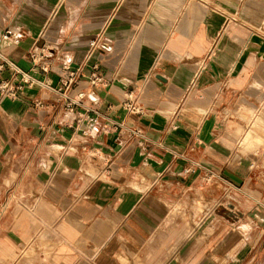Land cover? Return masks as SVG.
Masks as SVG:
<instances>
[{"label":"crops","instance_id":"1","mask_svg":"<svg viewBox=\"0 0 264 264\" xmlns=\"http://www.w3.org/2000/svg\"><path fill=\"white\" fill-rule=\"evenodd\" d=\"M0 64L1 264H176L213 180L264 238V0H0Z\"/></svg>","mask_w":264,"mask_h":264},{"label":"rangeland","instance_id":"2","mask_svg":"<svg viewBox=\"0 0 264 264\" xmlns=\"http://www.w3.org/2000/svg\"><path fill=\"white\" fill-rule=\"evenodd\" d=\"M232 18L239 22L237 15L232 14ZM3 159L4 157H0L1 162ZM1 177L2 175L0 174V211L9 208L6 200L7 191L5 187L2 188L1 186L3 184ZM195 204L192 201L191 205L185 207L183 216L190 219V223L195 227L193 235L197 237L186 238L185 242L183 241L178 249H176L173 254L176 264H183L184 257L185 259L189 258V256L192 258L195 255L194 252L201 247H204V255L200 260L195 261L196 263L194 264H205L209 260H213L214 264H238L240 261L238 257L245 256L255 242V247L252 248L251 253L243 264H264V238L261 237L258 242L256 241L258 239L257 232L259 228H256V223L252 219L247 220V218L242 217L241 220H238L239 218L234 213V210H238V204L233 192L224 184L221 185L218 181L213 180L211 182V189L207 191V197L203 201L200 200V206ZM19 207L24 208L23 206ZM176 218L178 217L176 216ZM198 218H201V220ZM174 222V220L160 221V230L169 229V226L173 225ZM10 224L12 225L13 223ZM7 227L8 223L6 221L0 223V230L1 228L4 229L0 233V240L5 245L13 243L12 238L10 241H7V237L5 236V229ZM21 227L22 225L18 227L20 231ZM43 236L44 234L42 238ZM201 239H203V242ZM15 240H18L20 245L22 244L23 239L21 235L15 238ZM49 244L50 241L44 237L41 246ZM184 245H190L189 253H183ZM33 251L34 249L28 251V253H33ZM182 254L184 257L180 258Z\"/></svg>","mask_w":264,"mask_h":264},{"label":"built area","instance_id":"3","mask_svg":"<svg viewBox=\"0 0 264 264\" xmlns=\"http://www.w3.org/2000/svg\"><path fill=\"white\" fill-rule=\"evenodd\" d=\"M4 39H12L14 43H19L22 36L21 34L15 33L13 30L8 29L6 33L3 35ZM38 58L36 56L33 57L34 63L35 60ZM2 66V64H0ZM70 71L69 75L65 77L62 80V83L64 86L69 87L72 84L76 83L77 79L79 78V72L77 70H71L68 68ZM94 72L91 73L90 75V82L93 85H98L99 83H104L105 79L103 75L99 74L98 67H94ZM20 88V85H13L9 80H4L0 83V90L3 94L9 95L11 97H17L18 96V89ZM81 97L84 96V94H80ZM130 107V106H129ZM133 108V107H132Z\"/></svg>","mask_w":264,"mask_h":264}]
</instances>
